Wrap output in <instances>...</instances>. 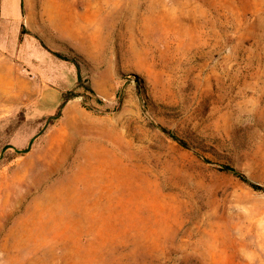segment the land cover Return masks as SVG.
I'll return each instance as SVG.
<instances>
[{
    "label": "rangeland",
    "instance_id": "rangeland-1",
    "mask_svg": "<svg viewBox=\"0 0 264 264\" xmlns=\"http://www.w3.org/2000/svg\"><path fill=\"white\" fill-rule=\"evenodd\" d=\"M0 264H264V0H0Z\"/></svg>",
    "mask_w": 264,
    "mask_h": 264
},
{
    "label": "bare ground",
    "instance_id": "bare-ground-1",
    "mask_svg": "<svg viewBox=\"0 0 264 264\" xmlns=\"http://www.w3.org/2000/svg\"><path fill=\"white\" fill-rule=\"evenodd\" d=\"M47 6H48V9H49V12H50V16L52 18L58 19V18L62 17L63 14L61 12V9H60V6H59L58 3H56L55 1L49 2V4ZM50 21H51V19H50Z\"/></svg>",
    "mask_w": 264,
    "mask_h": 264
},
{
    "label": "trees",
    "instance_id": "trees-1",
    "mask_svg": "<svg viewBox=\"0 0 264 264\" xmlns=\"http://www.w3.org/2000/svg\"><path fill=\"white\" fill-rule=\"evenodd\" d=\"M228 169H230L231 171H233V172H235L236 170L234 169V168H232V167H227ZM243 177H245L244 175H243Z\"/></svg>",
    "mask_w": 264,
    "mask_h": 264
}]
</instances>
